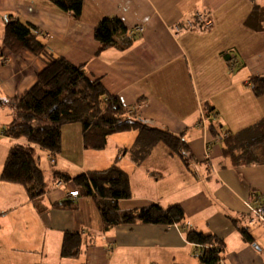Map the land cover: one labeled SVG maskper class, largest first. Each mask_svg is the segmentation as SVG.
<instances>
[{
  "label": "crops",
  "instance_id": "0c3cea01",
  "mask_svg": "<svg viewBox=\"0 0 264 264\" xmlns=\"http://www.w3.org/2000/svg\"><path fill=\"white\" fill-rule=\"evenodd\" d=\"M197 16L209 17L206 30ZM9 18L32 26L55 56L84 66L129 115L181 137L192 161L187 168L159 144L138 165L121 154L134 144L137 132L112 135L104 150L89 151L79 124L63 126L59 155L34 153L45 182L50 175L45 195L33 201L21 186L0 181V264H199L195 246L185 239L187 230L223 239L226 264H264V227L249 228L252 243L237 228L249 196L264 197V165L232 166L222 145L213 141L210 122H201L203 112L211 109L214 127L234 134L264 118V96L256 98L249 86L250 77L264 78V0H83L78 20L49 0H0L1 30ZM106 18L119 20L133 36L129 49L99 50L94 29ZM3 54L0 173L10 148L22 143L1 135L12 121L3 102L28 91L44 67L28 51ZM228 57L237 63L236 70L230 71ZM113 164L129 179L131 198L119 202L121 211L179 205L182 224L119 227L101 235L91 200H78L75 212L51 209L70 201L75 190L72 183L54 179V173L75 177ZM40 208L47 211L40 214ZM81 230L91 233L95 245L75 262L60 259L64 232Z\"/></svg>",
  "mask_w": 264,
  "mask_h": 264
},
{
  "label": "trees",
  "instance_id": "16d2710c",
  "mask_svg": "<svg viewBox=\"0 0 264 264\" xmlns=\"http://www.w3.org/2000/svg\"><path fill=\"white\" fill-rule=\"evenodd\" d=\"M49 1L74 20L79 19L83 0ZM1 34L0 63L6 59L3 50L9 53L28 51L44 62L35 84L6 104L11 111L12 121L3 127L1 135L22 143H16L10 148L0 173L1 182L21 186L33 201L45 195L48 185L37 164L35 150L49 152L53 157L59 155L61 129L69 124L81 126L85 150L102 151L110 136L135 131L137 137L134 144L121 153L130 155L133 163L140 165L157 145L162 144L189 167L192 156L181 137L151 128L129 115L119 99L109 95L99 80L89 78L84 66H74L52 54L46 44L39 40L32 26L9 18ZM132 37L115 18L104 19L94 29V39L99 44V50L111 47L129 49L134 42ZM229 59L226 58L227 61ZM250 83L253 94L257 98L263 97L264 78L254 76ZM210 125V133L215 136L214 125ZM224 134L223 154L232 166L238 168L264 164V118L236 134L226 131ZM54 177L64 183H72L78 197L55 203L51 209L75 212L78 200H91L101 219V235L119 227L180 226L184 220V212L179 205L162 209L151 204L121 211L119 202L130 199L131 192L127 174L115 164L102 171H90L75 177L62 173H54ZM257 198L264 200L260 195ZM46 211L41 208L38 210L40 214ZM242 235L247 241L251 240L246 231ZM185 239L195 246L196 257L201 264H219L220 253L224 249L223 241L191 230L186 231ZM94 245V239L87 230L66 231L61 240L59 257L62 260H76Z\"/></svg>",
  "mask_w": 264,
  "mask_h": 264
},
{
  "label": "rangeland",
  "instance_id": "374dc122",
  "mask_svg": "<svg viewBox=\"0 0 264 264\" xmlns=\"http://www.w3.org/2000/svg\"><path fill=\"white\" fill-rule=\"evenodd\" d=\"M208 26H210V25H206V23H204V22H202V26H201V29H203V30H206L207 28H208ZM2 28L0 27V33H2V30H1ZM197 29H199V28H197ZM0 35H2V34H0ZM228 62H229V64L231 63V67L229 68L230 69V71H234V70H236L237 68H238V66H237V63H233V61H231L230 59L228 60ZM252 77H254V76H252ZM252 77H250V79L252 78ZM250 79H249V86H250V89H251V91H252V86H251V83H250ZM255 96V95H254ZM256 97V96H255ZM257 98V97H256ZM7 105H8V102H7ZM210 110L211 109H206L205 110V113L203 112V116L201 117V122H202V124L204 125V122H206L207 123V121L208 122H210V124H212V123H214V121L216 120L215 118H216V115L215 114H212V112H210ZM207 117V118H206ZM205 119H207V121H205ZM214 129H215V136L213 135V134H211V136L213 137V141L216 143H219V144H221L222 145V148H223V144H222V141H223V139H225L226 137H225V134H224V131H221L220 130V128L219 127H214V126H212ZM210 128V127H209ZM210 131V130H209ZM236 133H238V132H236ZM236 133H234V134H236ZM130 135L131 134H128V135H125V138H129L130 137ZM179 158V157H178ZM180 159V158H179ZM0 160H1V158H0ZM181 160V162H182V159H180ZM264 165V164H263ZM261 166V165H260ZM41 167L43 168V169H46L45 168V165L44 164H41ZM193 168V167H192ZM128 176V175H127ZM50 175H47V178H46V182H49L50 180ZM259 196V194H251L250 196H249V199H248V202H245V204H246V208H247V210H246V214H245V216L242 218V222H243V224L242 225H240V226H238L237 228H238V231H239V233H240V235H242V232L243 231H246L248 234H249V236H251L250 235V232H249V228H252L253 226H258V225H260V226H263L264 227V221H262V220H259V218H260V214H261V209L262 208H260L259 210H256L257 208H258V206H257V203H256V198ZM262 204H264V200L262 201ZM256 210V211H255ZM255 216H258V217H255ZM202 233V232H201ZM203 234H205V235H212V236H214V237H217L218 239H220L221 241H223V239H221V238H219L218 236H216V235H214V234H212V233H210V234H208V233H203ZM242 237H243V235H242ZM244 238V237H243ZM254 240H252V238H251V240H250V243H252ZM223 243H224V241H223ZM252 245H254V243L252 244ZM19 248V245L18 244H15V248L14 249H18ZM201 251H202V249H201ZM224 251H225V244H224V249L222 250V252L220 253V262H219V264H226L225 263V261H224V259H223V255H224ZM201 252H199V254H200ZM75 262V260H71V262ZM72 264V263H71ZM199 264H201L200 263V261H199Z\"/></svg>",
  "mask_w": 264,
  "mask_h": 264
},
{
  "label": "built area",
  "instance_id": "2783aa9c",
  "mask_svg": "<svg viewBox=\"0 0 264 264\" xmlns=\"http://www.w3.org/2000/svg\"><path fill=\"white\" fill-rule=\"evenodd\" d=\"M197 20H198L199 26L202 25V22L206 23V25L210 24L209 17L205 18V17H202V16H197ZM137 31L139 32V31H141V29H137ZM175 32H178V29H176ZM71 197L72 198H77L78 194L76 192H73V193H71ZM262 201H263L262 199L256 198V203H257V206H258V208L256 210H259L260 208H262L259 220L264 221V204H262ZM255 217H258V216H255Z\"/></svg>",
  "mask_w": 264,
  "mask_h": 264
},
{
  "label": "bare ground",
  "instance_id": "6f19581e",
  "mask_svg": "<svg viewBox=\"0 0 264 264\" xmlns=\"http://www.w3.org/2000/svg\"><path fill=\"white\" fill-rule=\"evenodd\" d=\"M62 182H63V181H62ZM61 184H62L61 182L57 183V185H61ZM73 192H76V193H77V191L74 190V191H72V192L69 193V196H68V197H69L70 199L75 200L76 198H72V197H71V193H73ZM77 194H78V193H77Z\"/></svg>",
  "mask_w": 264,
  "mask_h": 264
},
{
  "label": "water",
  "instance_id": "95a60500",
  "mask_svg": "<svg viewBox=\"0 0 264 264\" xmlns=\"http://www.w3.org/2000/svg\"><path fill=\"white\" fill-rule=\"evenodd\" d=\"M3 104H7V102L4 101Z\"/></svg>",
  "mask_w": 264,
  "mask_h": 264
}]
</instances>
